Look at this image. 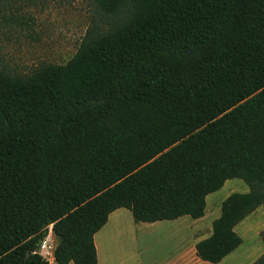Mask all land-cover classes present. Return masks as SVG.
I'll list each match as a JSON object with an SVG mask.
<instances>
[{"label": "trees", "instance_id": "obj_1", "mask_svg": "<svg viewBox=\"0 0 264 264\" xmlns=\"http://www.w3.org/2000/svg\"><path fill=\"white\" fill-rule=\"evenodd\" d=\"M92 1L117 20L65 64L0 69V264H49V224L57 264H98L94 234L115 210L198 219L238 178L248 190L194 245L218 264L264 210V0Z\"/></svg>", "mask_w": 264, "mask_h": 264}, {"label": "rangeland", "instance_id": "obj_2", "mask_svg": "<svg viewBox=\"0 0 264 264\" xmlns=\"http://www.w3.org/2000/svg\"><path fill=\"white\" fill-rule=\"evenodd\" d=\"M116 20L117 15L100 10L92 0H0V69L23 76L43 64H65L76 53L88 30H106ZM229 181L232 185L225 183L218 190L219 199L228 193L247 190L241 179ZM219 213L220 205L209 199L205 217L183 216L157 225L149 223L154 225L150 227L133 223L127 210L118 227H109L105 240H99L101 257L132 259L136 255L146 261L151 255L154 260L165 258L164 264H211L195 255L194 245L208 236L211 222ZM262 229L264 210L259 207L236 227L242 238L240 246L218 264L253 262L264 252L259 236ZM49 239L53 245L52 235Z\"/></svg>", "mask_w": 264, "mask_h": 264}, {"label": "crops", "instance_id": "obj_3", "mask_svg": "<svg viewBox=\"0 0 264 264\" xmlns=\"http://www.w3.org/2000/svg\"><path fill=\"white\" fill-rule=\"evenodd\" d=\"M227 184H230L232 185V183H230L229 179L225 181ZM238 184L240 185V187H243L244 186L241 184V182H238ZM220 190V189H219ZM247 190H248V187H247ZM246 190V191H247ZM245 192V191H244ZM218 191H215L213 193H210L206 196V209H207V206H208V200L209 199H212L215 201V204L216 202L220 205L222 200L225 198L224 196L222 198L219 199V194H217ZM230 193L226 194L225 196L229 195ZM259 208V207H258ZM129 212V211H128ZM123 213H127V210L124 209V208H119L117 210H115L114 212H112L109 217H108V221L106 222V224L100 229L98 230L95 234H94V243H95V246H96V251H97V259H98V264H156L157 262H160L162 264H164L165 262V258H162L160 260H154L153 257L148 256V259L146 261H144L145 259L141 260L139 259L136 255H134V257L132 259H125V258H122V257H112L111 255L107 256L105 255V257H101V254H100V251H99V240H105L106 238V231H108L107 229L109 227L111 228H116L118 227V225L120 224L119 221L122 217H124L122 214ZM130 213V212H129ZM206 213V212H205ZM122 215V216H121ZM126 215V214H125ZM205 217V215H204ZM160 222V221H159ZM134 223V222H133ZM139 223H143V222H139ZM156 224L154 225H157L158 222H154ZM145 224H148V225H145V226H154V225H151L149 223H145ZM134 227H139V225H133ZM53 239H54V247L56 245V238L53 234H51ZM133 253V252H132ZM53 262V263H52ZM57 264L54 260V257L50 258L49 260V264ZM69 264H73V263H69Z\"/></svg>", "mask_w": 264, "mask_h": 264}, {"label": "built area", "instance_id": "obj_4", "mask_svg": "<svg viewBox=\"0 0 264 264\" xmlns=\"http://www.w3.org/2000/svg\"><path fill=\"white\" fill-rule=\"evenodd\" d=\"M47 229H48V233L39 243V246L37 248V253L49 261L50 258L53 257V250H54V244L52 245L49 243L50 242L49 237L52 234V224H49Z\"/></svg>", "mask_w": 264, "mask_h": 264}]
</instances>
